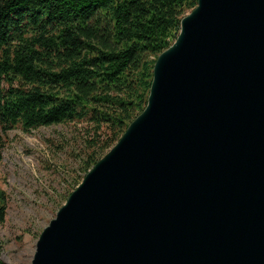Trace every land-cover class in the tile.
<instances>
[{
    "label": "water",
    "instance_id": "1",
    "mask_svg": "<svg viewBox=\"0 0 264 264\" xmlns=\"http://www.w3.org/2000/svg\"><path fill=\"white\" fill-rule=\"evenodd\" d=\"M32 264H264V0H198L145 109Z\"/></svg>",
    "mask_w": 264,
    "mask_h": 264
},
{
    "label": "trees",
    "instance_id": "2",
    "mask_svg": "<svg viewBox=\"0 0 264 264\" xmlns=\"http://www.w3.org/2000/svg\"><path fill=\"white\" fill-rule=\"evenodd\" d=\"M197 4L0 0V164L9 131L55 127L44 142L66 159L62 206L145 109L155 62Z\"/></svg>",
    "mask_w": 264,
    "mask_h": 264
},
{
    "label": "rangeland",
    "instance_id": "3",
    "mask_svg": "<svg viewBox=\"0 0 264 264\" xmlns=\"http://www.w3.org/2000/svg\"><path fill=\"white\" fill-rule=\"evenodd\" d=\"M54 131L55 127H42L25 132L18 127L6 136L0 164V189L7 202V215L0 223L4 264H32L42 231L62 207L58 192L69 179L66 159L44 142Z\"/></svg>",
    "mask_w": 264,
    "mask_h": 264
}]
</instances>
